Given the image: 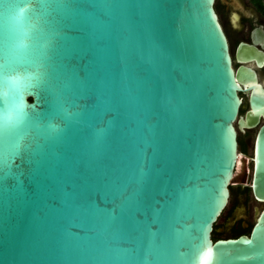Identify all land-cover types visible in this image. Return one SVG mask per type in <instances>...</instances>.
<instances>
[{"label": "water", "instance_id": "95a60500", "mask_svg": "<svg viewBox=\"0 0 264 264\" xmlns=\"http://www.w3.org/2000/svg\"><path fill=\"white\" fill-rule=\"evenodd\" d=\"M27 3L41 75L0 145V264H264V126L250 235L213 239L256 82L234 70L216 0ZM251 104L255 125L262 88Z\"/></svg>", "mask_w": 264, "mask_h": 264}, {"label": "flooded vegetation", "instance_id": "af4514ba", "mask_svg": "<svg viewBox=\"0 0 264 264\" xmlns=\"http://www.w3.org/2000/svg\"><path fill=\"white\" fill-rule=\"evenodd\" d=\"M216 13L227 36L235 72L250 70L256 82L244 78L240 98L242 105L235 124L238 133V162L234 188L226 212L216 226L213 239L238 238L252 229L248 208L255 199L251 184L254 172L255 149L259 131L264 126V115L259 114L257 124L251 99L255 88L264 90V0H216ZM258 94V91L256 92ZM242 122V124L240 123ZM256 203V202H255ZM240 233V234H239ZM219 236L218 239H215Z\"/></svg>", "mask_w": 264, "mask_h": 264}, {"label": "clouds", "instance_id": "9594fccd", "mask_svg": "<svg viewBox=\"0 0 264 264\" xmlns=\"http://www.w3.org/2000/svg\"><path fill=\"white\" fill-rule=\"evenodd\" d=\"M27 0H0V145L7 147L32 119V106L21 92L41 75L31 59Z\"/></svg>", "mask_w": 264, "mask_h": 264}, {"label": "rangeland", "instance_id": "374dc122", "mask_svg": "<svg viewBox=\"0 0 264 264\" xmlns=\"http://www.w3.org/2000/svg\"><path fill=\"white\" fill-rule=\"evenodd\" d=\"M258 206L257 203L253 202L251 203V205L249 206L248 208V215H249V218L252 219V224L254 223V208ZM261 208V206H259ZM224 221L222 220H219L218 222V225L217 226H220L223 224Z\"/></svg>", "mask_w": 264, "mask_h": 264}, {"label": "trees", "instance_id": "16d2710c", "mask_svg": "<svg viewBox=\"0 0 264 264\" xmlns=\"http://www.w3.org/2000/svg\"><path fill=\"white\" fill-rule=\"evenodd\" d=\"M250 232V230L249 231H246L245 233H249ZM240 234V233H239ZM219 238V236H216L215 237V239H218Z\"/></svg>", "mask_w": 264, "mask_h": 264}]
</instances>
